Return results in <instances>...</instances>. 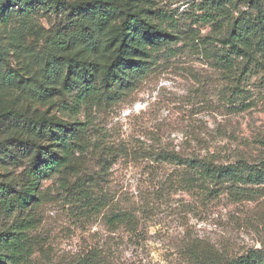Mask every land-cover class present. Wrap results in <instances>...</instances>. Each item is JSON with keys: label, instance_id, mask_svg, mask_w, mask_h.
Instances as JSON below:
<instances>
[{"label": "rangeland", "instance_id": "rangeland-1", "mask_svg": "<svg viewBox=\"0 0 264 264\" xmlns=\"http://www.w3.org/2000/svg\"><path fill=\"white\" fill-rule=\"evenodd\" d=\"M109 1L152 29L121 32L122 17L106 9L101 23L55 4L0 11V114L80 131L70 163L38 183L31 204L0 211V233L27 227L31 252L20 264H224L264 254V0ZM30 140L0 121V184L17 188L31 169ZM39 144L61 155L55 141ZM22 150L20 166L10 164L8 153ZM167 155L234 171L207 176Z\"/></svg>", "mask_w": 264, "mask_h": 264}, {"label": "trees", "instance_id": "trees-1", "mask_svg": "<svg viewBox=\"0 0 264 264\" xmlns=\"http://www.w3.org/2000/svg\"><path fill=\"white\" fill-rule=\"evenodd\" d=\"M32 4L45 6L55 4L56 8L68 11L71 14L95 12L94 21L97 23L105 20L103 9H106L122 17L120 24L121 32L129 31L137 25L146 30L152 29L138 13L129 12L121 2L109 0H88L74 4L62 0H0V11L12 5L27 6ZM7 19L8 17H5L3 22L6 23ZM55 44L57 46L66 45V36L63 35L61 38H55ZM2 57L3 54L0 52V61ZM8 77H4V79H9ZM3 120L10 121L16 127L25 131L31 140L24 143V146L34 150L37 154L32 162L31 169H24L22 171L17 188H10L8 185L0 184V211L8 214L16 210L21 211L26 209L35 198L38 183L57 173L70 163L72 150L80 147V139H78L80 131L54 118H37L19 112L2 113L0 114V121ZM41 140L47 142L53 140L55 143H58L62 149L61 155L51 158L50 149L42 147L39 144ZM16 152L8 153L7 158L10 164L20 166L25 151H20V155L16 154ZM38 156H41L44 160L39 159ZM166 158L179 165L188 164L193 167L196 166L207 176H228L234 171V167L232 166H218L206 160L188 162L184 159L168 155ZM263 174L264 171H261L258 175L259 178H264ZM26 228V226L22 225L15 227V229L12 228V231L0 233V251L4 252V255L0 254V264L5 259L8 260L9 264H20L23 256L30 254V248L27 246L24 233H22ZM224 264H264V254L260 250L252 249L246 252L245 255Z\"/></svg>", "mask_w": 264, "mask_h": 264}]
</instances>
